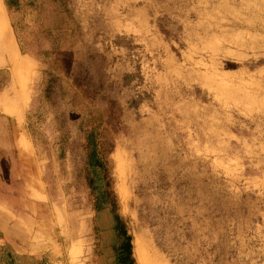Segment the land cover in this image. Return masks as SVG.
Here are the masks:
<instances>
[{
  "label": "rangeland",
  "instance_id": "rangeland-1",
  "mask_svg": "<svg viewBox=\"0 0 264 264\" xmlns=\"http://www.w3.org/2000/svg\"><path fill=\"white\" fill-rule=\"evenodd\" d=\"M0 113V264H115L114 211L137 264H264V0H0Z\"/></svg>",
  "mask_w": 264,
  "mask_h": 264
},
{
  "label": "trees",
  "instance_id": "trees-1",
  "mask_svg": "<svg viewBox=\"0 0 264 264\" xmlns=\"http://www.w3.org/2000/svg\"><path fill=\"white\" fill-rule=\"evenodd\" d=\"M64 54L68 57H72V59H76V61L80 60L81 55L76 51L75 48H67L66 51H63ZM73 72L77 70L76 64L73 66ZM57 70V77L62 76L65 73L62 64H57V66L54 68ZM51 73V71H48ZM59 80V79H58ZM75 85H72L71 79L67 78L65 76L60 79V84L58 85H47V88H45L46 93L53 94L55 91H58V98L61 101L60 106H62L60 112L57 113L58 116L64 117L62 119V122L59 124V131L61 137H67V138H81L85 135V131L83 132V129L81 128L82 120L80 118V114L82 113L80 106V97L77 95V92L75 91ZM42 98L44 97V89H42ZM45 102V101H44ZM41 106H45L47 108H51L54 106L52 103H48L47 101L45 104H42ZM75 116V118H71ZM85 185L87 188H89L91 182L85 181ZM96 206L93 204V210L96 212H102L101 210L96 211ZM107 211V210H106ZM108 211L106 212V218L104 219V224H109V217H108ZM103 222V220H102ZM110 229L107 230V232L111 235H114V231L116 234H121L120 238L122 240L119 249L116 251V263L115 264H137V260L135 258L134 250L132 252V243L131 238L125 233L126 229H122L120 226V216L119 214L114 211V214H111V221H110ZM109 226L107 225V228ZM119 236V235H118ZM135 239V238H134ZM5 243L2 244L0 241V247H5ZM134 246V241H133ZM136 262H135V260Z\"/></svg>",
  "mask_w": 264,
  "mask_h": 264
},
{
  "label": "crops",
  "instance_id": "crops-1",
  "mask_svg": "<svg viewBox=\"0 0 264 264\" xmlns=\"http://www.w3.org/2000/svg\"><path fill=\"white\" fill-rule=\"evenodd\" d=\"M10 62V61H9ZM12 62V61H11ZM10 62V63H11ZM6 66H9L7 63ZM3 112V111H2ZM22 122H19L16 119L9 117L7 115H3L0 113V150H5L6 152L14 151L17 148H20L21 144L26 142L28 138L27 131L25 129V121L21 120ZM34 180L29 181V194L31 190H33L34 186L37 184L39 185V180L34 177ZM31 185V186H30ZM29 195L27 196V200H22V205L25 208L24 205H28L27 207L33 208V206H38V203H33V201L29 200ZM22 208V209H24ZM0 221V227L4 226V223H1ZM7 227L13 226L11 220L7 217ZM2 228V227H1ZM4 230L2 232H6L9 234V236H14L10 232V228L7 229L6 227H3Z\"/></svg>",
  "mask_w": 264,
  "mask_h": 264
},
{
  "label": "bare ground",
  "instance_id": "bare-ground-1",
  "mask_svg": "<svg viewBox=\"0 0 264 264\" xmlns=\"http://www.w3.org/2000/svg\"><path fill=\"white\" fill-rule=\"evenodd\" d=\"M4 31H5V30H4ZM6 33L8 34V39L6 40V41H7V44H8V48H7V46H5V48H7V49H11V46H14V44H13V42L11 41V37H10L8 31H6ZM4 45H5V44H4ZM2 49H3V47H2ZM14 49H15V48H14Z\"/></svg>",
  "mask_w": 264,
  "mask_h": 264
}]
</instances>
